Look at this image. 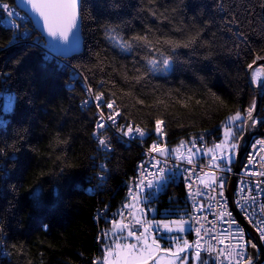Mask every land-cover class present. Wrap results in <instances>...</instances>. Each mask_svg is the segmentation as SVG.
Instances as JSON below:
<instances>
[{
    "label": "trees",
    "instance_id": "obj_1",
    "mask_svg": "<svg viewBox=\"0 0 264 264\" xmlns=\"http://www.w3.org/2000/svg\"><path fill=\"white\" fill-rule=\"evenodd\" d=\"M81 14L84 49L67 59L96 95L117 104L122 122L148 134L146 146L162 122L168 149L205 134L220 142L229 118L253 109L248 69L264 59V0H82ZM11 37L0 21V64L16 94L0 130V228L9 264H104L142 148L115 137L113 153L101 155L97 110L82 105L83 79L37 46L7 50ZM104 164L106 178L98 180ZM168 179L144 203L149 220L152 207L153 220L185 221V187Z\"/></svg>",
    "mask_w": 264,
    "mask_h": 264
},
{
    "label": "built area",
    "instance_id": "obj_2",
    "mask_svg": "<svg viewBox=\"0 0 264 264\" xmlns=\"http://www.w3.org/2000/svg\"><path fill=\"white\" fill-rule=\"evenodd\" d=\"M0 21L2 26L13 31V38L7 50L15 49L20 44L37 46L43 50L49 61H55L60 67L71 70L74 78L83 79V88L88 98L82 105L84 108L93 106L97 110L98 122L94 141L101 155L108 156L113 153L115 137H119L129 145L142 148L135 178L127 188L130 198L136 197L144 182L154 181L160 176H172L175 183L183 184L186 190L188 209L184 224L193 237L192 245L195 250L193 251L199 255L213 256V264H244L251 257V248L255 246V242L236 217L228 194L234 166L214 159L209 152L219 143L216 137L209 134L198 135L190 141V146L200 149L202 153L197 160L167 155L162 153L167 149L165 125L162 122L158 126L156 140L150 146H146L148 134L134 124L122 122L121 111L117 108V104L114 101H106L102 95H96L85 77L67 58L48 48L47 42L40 37L29 14L22 12L16 5L0 0ZM256 70L259 72L256 83L262 85L263 89L264 66ZM7 84L8 81L5 79V73H2L0 64V96ZM0 124H2V108H0ZM101 170L98 173V180L106 178L103 172L107 171L106 164ZM100 185H103L102 182ZM234 199L240 213L257 230L264 243V136L253 138L244 156L242 168L237 174ZM120 220L133 235L151 227L162 235L166 227L164 223H156L149 219L145 222L137 221L133 209L129 206L122 210ZM9 262L10 259L4 256L3 235H0V264H9ZM261 264H264V260Z\"/></svg>",
    "mask_w": 264,
    "mask_h": 264
},
{
    "label": "rangeland",
    "instance_id": "obj_3",
    "mask_svg": "<svg viewBox=\"0 0 264 264\" xmlns=\"http://www.w3.org/2000/svg\"><path fill=\"white\" fill-rule=\"evenodd\" d=\"M244 118L246 117L241 113L229 118L223 128L220 142L215 144L209 151L214 159L229 164L235 161L240 144L237 132L243 128L242 121ZM188 142L185 139L181 145L173 149L167 148L162 153L188 160L199 159L202 154L200 149L193 148ZM168 181V176H160L152 181L149 191L140 188L138 193H136V197H132L127 201L129 207L133 209L134 218L137 221L145 222V220L149 219L144 203H148L153 196L163 192ZM149 209L152 217L150 219L153 220L157 215V211L152 207H149ZM153 221L165 224L166 227L162 235L158 234L154 227L147 228L142 233L133 235L132 231L121 220L114 222L106 239L104 264L213 263V256L199 255L194 252L192 242L187 237L189 229L184 224L185 221L155 219Z\"/></svg>",
    "mask_w": 264,
    "mask_h": 264
},
{
    "label": "water",
    "instance_id": "obj_4",
    "mask_svg": "<svg viewBox=\"0 0 264 264\" xmlns=\"http://www.w3.org/2000/svg\"><path fill=\"white\" fill-rule=\"evenodd\" d=\"M15 4L22 12L33 18L37 30L51 51L65 58L73 57L83 51L82 0H15ZM260 66H264V59H258L248 69L256 102L245 119V133L240 139L234 161V175L228 187L234 213L248 231L249 237L255 242V246L251 248V257L244 264H261L264 260L263 240L257 230L240 213L234 199L237 174L242 168L244 156L253 138L264 136V117L259 119L264 96L261 91L262 85H257L254 79V72Z\"/></svg>",
    "mask_w": 264,
    "mask_h": 264
},
{
    "label": "bare ground",
    "instance_id": "obj_5",
    "mask_svg": "<svg viewBox=\"0 0 264 264\" xmlns=\"http://www.w3.org/2000/svg\"><path fill=\"white\" fill-rule=\"evenodd\" d=\"M11 32H12L11 38H13V31H11ZM41 38H42V36H41ZM23 45H31V44H20V46H23ZM20 46H17L15 48H18ZM63 68L66 69L65 67H63ZM2 73H5V79H6V81H8L9 75H8L7 71L5 70V68H2ZM254 79H255V81H257L259 79L258 70H255V72H254ZM69 88H71V86H69ZM15 102H16V94L14 91L10 90L9 85L7 84V86H5V88L2 92V96H0V108H2V124H0V130L5 129L6 126L8 125L9 115L13 111ZM5 171H6V165L3 163L2 165H0V173L4 174ZM2 177L4 178L3 175H2ZM152 183H153L152 181L147 182V183L144 182L142 184V188L149 191L150 185ZM0 235H3L4 256L6 257V259H11L9 251L7 249L6 236L3 233V230L1 228H0Z\"/></svg>",
    "mask_w": 264,
    "mask_h": 264
}]
</instances>
